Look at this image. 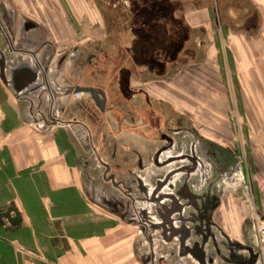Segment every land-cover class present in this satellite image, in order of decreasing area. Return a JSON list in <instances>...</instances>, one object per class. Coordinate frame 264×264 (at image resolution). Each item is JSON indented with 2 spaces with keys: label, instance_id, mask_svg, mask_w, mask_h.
I'll return each instance as SVG.
<instances>
[{
  "label": "crops",
  "instance_id": "1",
  "mask_svg": "<svg viewBox=\"0 0 264 264\" xmlns=\"http://www.w3.org/2000/svg\"><path fill=\"white\" fill-rule=\"evenodd\" d=\"M64 1L81 32L88 31L90 45L94 47L95 43L93 49L105 50V67L91 72L96 83L82 86L104 91L106 114L113 95L139 98L142 104L147 103L145 110L162 113L157 97L177 90L187 98L194 96L195 72L201 71L202 66L203 71H209L211 58L221 57V65L213 68L216 73L221 72L224 120L221 126L225 130L221 140L231 144L228 131L234 130L236 144L251 167V193L264 208V0ZM49 13L43 23L50 37L37 45L25 42L28 48L21 49L25 52V61H15L13 67L20 69V81L25 79L24 67L37 70V83L21 94L13 88L10 94L0 77L3 112V107L13 104L12 96L18 101L24 94H27L29 108L34 104L33 109H36L34 95L29 93L36 89L32 87L38 84L40 73H44L47 81V72L52 71L57 56L55 50L63 43L60 34H68L70 39L77 36L64 8ZM12 20L8 26L5 18L0 17V31L6 32L7 28L18 42L22 40V33L36 28L39 22L24 19L19 25L20 19ZM212 38L221 40L216 55L211 53ZM4 48L0 45V52ZM91 55V61L98 60L97 53ZM109 72L117 76L115 94L97 82L104 81L102 76ZM228 72L233 76V92ZM105 79L107 81V76ZM177 82H182L183 87H176ZM152 83L165 86L155 88ZM85 94L77 98L70 90L60 96L51 95L45 110L47 119L53 120L49 130L39 129L38 119L36 121L30 113L31 120L29 117L22 120L20 113L9 111L8 118L15 121V125L0 133L5 143L0 207L13 203L22 214L23 227L7 231L8 221L0 225V264H143L140 254H136L134 226L118 215L101 214L98 206L90 201L81 147L73 139V126L65 125L91 128L88 121L92 112ZM92 137L98 157L108 165L105 168L114 170L107 158L111 143L104 148L93 133ZM242 208L233 204L225 208L222 216L221 205L213 211V226L222 230L233 243L245 244V210ZM261 261L264 264V257L259 258L257 264Z\"/></svg>",
  "mask_w": 264,
  "mask_h": 264
},
{
  "label": "rangeland",
  "instance_id": "2",
  "mask_svg": "<svg viewBox=\"0 0 264 264\" xmlns=\"http://www.w3.org/2000/svg\"><path fill=\"white\" fill-rule=\"evenodd\" d=\"M57 8L66 10L77 36L70 39L68 34H60L63 43L55 50L57 56L52 71L46 74L47 81L44 73H40L38 84L32 87L36 89L29 93L34 95L30 97L37 111L43 110L38 121L34 118L38 128L43 130H49L53 125L45 116L51 98L49 91L55 97L73 90L74 84H95L91 72L105 67V50L93 49L95 43L94 47L90 45L88 31L81 32L64 0H0V17L5 18L8 26L13 23L12 19H20L19 25L24 19L39 21V26L22 33L20 49L28 48L25 42L37 45L50 37L43 18L51 15V10L57 12ZM85 23L83 20L82 24ZM6 29L7 33L0 31V45L3 46L9 41ZM213 40L210 48L216 55L221 40ZM92 53L98 54V60L94 58L91 61ZM17 56L20 61H25V52ZM220 65L221 57H215L210 60L209 71H203L204 66L199 67L201 71L195 72L193 82L197 87L194 96L187 98L177 90L165 93V97H157L161 101L162 113L145 110L147 103L142 104L139 98H116L113 95L106 114L107 110L100 112L90 95L85 94L92 112L88 121L89 131L102 147L112 145L107 158L114 170L108 175H105L107 164L104 165L98 155L84 144L80 124H72L73 139L81 147L90 201L98 206L101 214L118 215L134 226L136 254H140L143 264H238L239 259L243 258L240 261L244 262L249 255L256 257L257 264L263 257L254 244V224L257 218L262 217L264 208L251 193V167L241 147L236 144L234 130L228 131L232 137L229 140L231 144L221 140V133L225 135L221 126L224 122L221 114V72L216 73L213 69ZM228 73V83L233 92V76ZM102 78L104 81L99 79L97 82L115 94L117 76L115 78L109 72ZM152 84L155 88L165 86ZM3 85L7 86L10 94L13 93L12 85ZM176 87H183V83L177 82ZM207 88L210 91L203 90ZM26 95L18 101L12 96L13 108L10 105L3 107L1 134L15 125V121L8 118L10 110L14 114L20 113L22 120L29 117L34 104L30 109ZM172 110L177 112L171 114ZM112 174L115 182L109 180ZM208 200L214 204L212 214L221 205V216L225 208L233 204L242 205L241 210H245V244L233 243L222 230L214 227L213 215L209 224L199 223L195 204ZM193 249L203 250L202 259L196 257ZM203 260L205 262L202 263Z\"/></svg>",
  "mask_w": 264,
  "mask_h": 264
},
{
  "label": "built area",
  "instance_id": "3",
  "mask_svg": "<svg viewBox=\"0 0 264 264\" xmlns=\"http://www.w3.org/2000/svg\"><path fill=\"white\" fill-rule=\"evenodd\" d=\"M7 37L9 39L8 43L6 44L4 50H1L2 53L5 54L6 58H7V73L10 72V70L13 69L14 65H15V61L16 62H20V60L18 59V54L22 53L21 49L19 48V42L18 40L14 39L12 37L11 34H7ZM25 56H23V58H25ZM9 77V76H8ZM11 86V84H9ZM8 85V86H9ZM50 95L53 96V92L49 91ZM73 94L76 97H82L83 93L82 92H78L75 93L73 92ZM43 110H36L32 109V111H30L31 117L32 118H36L38 119L39 116H41ZM3 116V111L2 109H0V119ZM53 122V120H52ZM69 126H71L72 124H68ZM41 127H43V125H40ZM79 131L81 132V137L84 141V144L86 146L89 147L90 150H92V152L94 153V155H97L96 149H95V145H94V141H93V137L91 135V132L83 125H79ZM5 148V143L3 138L0 135V169L2 167V163H3V151ZM254 244L255 247L260 251V253L263 255L264 257V213L262 215L261 218H257L255 220V224H254Z\"/></svg>",
  "mask_w": 264,
  "mask_h": 264
},
{
  "label": "water",
  "instance_id": "4",
  "mask_svg": "<svg viewBox=\"0 0 264 264\" xmlns=\"http://www.w3.org/2000/svg\"><path fill=\"white\" fill-rule=\"evenodd\" d=\"M7 58L4 53H0V77L3 80V82L6 85L11 84L14 88V91L18 94H21L24 92L27 88H29L32 84H34L37 80L38 77V71L33 70L27 67H24V73L25 79L20 81V69L19 68H14L10 70L9 73H7ZM9 76V77H8ZM75 93L82 92L91 95L92 99L94 100L96 106L104 112L106 109V103H107V98L104 93L99 88L96 87H91V86H81L77 85L74 87L73 90ZM109 180H112L115 182V177L111 175L109 177ZM202 263L205 262V260L201 261Z\"/></svg>",
  "mask_w": 264,
  "mask_h": 264
},
{
  "label": "trees",
  "instance_id": "5",
  "mask_svg": "<svg viewBox=\"0 0 264 264\" xmlns=\"http://www.w3.org/2000/svg\"><path fill=\"white\" fill-rule=\"evenodd\" d=\"M7 221L10 223V225L6 226L7 231H16L23 227L22 214L13 203L0 207V225L3 226ZM202 251L201 249L198 254L194 251L192 252L199 258L203 254ZM200 259H202V257Z\"/></svg>",
  "mask_w": 264,
  "mask_h": 264
},
{
  "label": "flooded vegetation",
  "instance_id": "6",
  "mask_svg": "<svg viewBox=\"0 0 264 264\" xmlns=\"http://www.w3.org/2000/svg\"><path fill=\"white\" fill-rule=\"evenodd\" d=\"M90 97H91V95H90ZM105 171H106L105 175H108L110 172V170L108 168H106ZM195 205L197 208V219H198L199 223H203L206 225L209 224L210 220H211L210 217L213 215L211 209L214 206V204H212V202H209V200H208V201H202L201 203H196ZM188 232H190V231H188ZM193 251L197 254L200 253V249L199 250L193 249ZM245 258H244V260H245L244 262L240 261L243 258L239 259L238 264H256V257L255 256L249 255V257H245Z\"/></svg>",
  "mask_w": 264,
  "mask_h": 264
},
{
  "label": "bare ground",
  "instance_id": "7",
  "mask_svg": "<svg viewBox=\"0 0 264 264\" xmlns=\"http://www.w3.org/2000/svg\"><path fill=\"white\" fill-rule=\"evenodd\" d=\"M167 160V159H166ZM173 163V162H172ZM172 163H169V165H171Z\"/></svg>",
  "mask_w": 264,
  "mask_h": 264
}]
</instances>
